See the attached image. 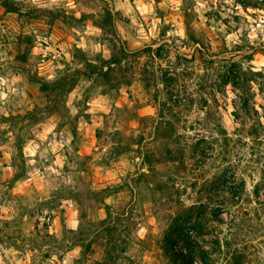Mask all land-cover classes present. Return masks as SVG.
Here are the masks:
<instances>
[{"label":"rangeland","instance_id":"rangeland-1","mask_svg":"<svg viewBox=\"0 0 264 264\" xmlns=\"http://www.w3.org/2000/svg\"><path fill=\"white\" fill-rule=\"evenodd\" d=\"M181 254L264 264V0H0V264Z\"/></svg>","mask_w":264,"mask_h":264},{"label":"crops","instance_id":"crops-1","mask_svg":"<svg viewBox=\"0 0 264 264\" xmlns=\"http://www.w3.org/2000/svg\"><path fill=\"white\" fill-rule=\"evenodd\" d=\"M68 209V211H70V209L69 208H67ZM73 216V215H72ZM76 221H74V218L73 219H71V220H69V224L71 225V227L70 228H72V229H74L75 228V225H72L73 223H75Z\"/></svg>","mask_w":264,"mask_h":264},{"label":"trees","instance_id":"trees-1","mask_svg":"<svg viewBox=\"0 0 264 264\" xmlns=\"http://www.w3.org/2000/svg\"><path fill=\"white\" fill-rule=\"evenodd\" d=\"M179 255L180 254H178V255L174 254V256H179ZM181 256L183 257V264H191V262H189V261H188L189 263L186 262V257L183 254H181Z\"/></svg>","mask_w":264,"mask_h":264},{"label":"built area","instance_id":"built-area-1","mask_svg":"<svg viewBox=\"0 0 264 264\" xmlns=\"http://www.w3.org/2000/svg\"><path fill=\"white\" fill-rule=\"evenodd\" d=\"M56 58V57H55Z\"/></svg>","mask_w":264,"mask_h":264}]
</instances>
